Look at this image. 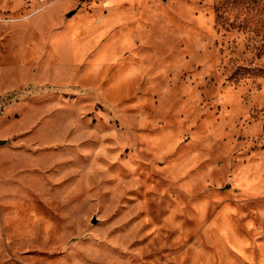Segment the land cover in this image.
<instances>
[{
    "label": "rangeland",
    "instance_id": "rangeland-1",
    "mask_svg": "<svg viewBox=\"0 0 264 264\" xmlns=\"http://www.w3.org/2000/svg\"><path fill=\"white\" fill-rule=\"evenodd\" d=\"M0 139V264H264V0H0Z\"/></svg>",
    "mask_w": 264,
    "mask_h": 264
},
{
    "label": "bare ground",
    "instance_id": "bare-ground-1",
    "mask_svg": "<svg viewBox=\"0 0 264 264\" xmlns=\"http://www.w3.org/2000/svg\"><path fill=\"white\" fill-rule=\"evenodd\" d=\"M246 178V177H245ZM239 179V178H238ZM242 180V179H241ZM244 180H246V179H243V182H244ZM242 182V181H241ZM246 182H247V180H246Z\"/></svg>",
    "mask_w": 264,
    "mask_h": 264
},
{
    "label": "water",
    "instance_id": "water-1",
    "mask_svg": "<svg viewBox=\"0 0 264 264\" xmlns=\"http://www.w3.org/2000/svg\"><path fill=\"white\" fill-rule=\"evenodd\" d=\"M2 142H3V140L0 139V143H2Z\"/></svg>",
    "mask_w": 264,
    "mask_h": 264
}]
</instances>
